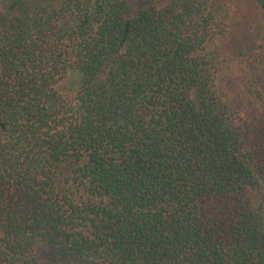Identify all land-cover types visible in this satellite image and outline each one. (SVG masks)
<instances>
[{"label":"trees","instance_id":"obj_1","mask_svg":"<svg viewBox=\"0 0 264 264\" xmlns=\"http://www.w3.org/2000/svg\"><path fill=\"white\" fill-rule=\"evenodd\" d=\"M254 1L0 0V264H264Z\"/></svg>","mask_w":264,"mask_h":264},{"label":"rangeland","instance_id":"obj_2","mask_svg":"<svg viewBox=\"0 0 264 264\" xmlns=\"http://www.w3.org/2000/svg\"><path fill=\"white\" fill-rule=\"evenodd\" d=\"M239 1H241V0H239ZM236 3L237 2H235V0H225V4L222 8H225L227 13H229L230 16H232V15H234V12L237 10V7H236L237 4ZM243 3H245V4L242 6L243 7L242 9L245 11H248V13L250 12L251 15H254L255 13L258 12L259 17H258V20H255V23L260 24L258 31H259L260 35H262V37H264V15L261 12V8L258 5H256L255 1L252 2L251 4H248L247 2H243ZM222 8H221L220 12L225 14V12ZM80 81H81L80 73L77 71H73V72L69 73L66 77H64L57 84V89L63 93L73 92L79 88ZM69 173H70L69 168L63 167L61 169V173L59 175L61 185H62L63 177ZM63 187L66 188L67 186H63ZM257 199H258V197H254L255 202L257 201Z\"/></svg>","mask_w":264,"mask_h":264}]
</instances>
